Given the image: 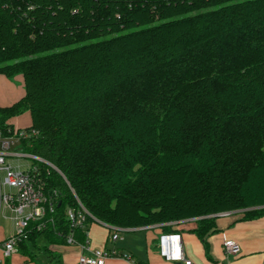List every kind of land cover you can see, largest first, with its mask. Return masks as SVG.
I'll use <instances>...</instances> for the list:
<instances>
[{
  "label": "trees",
  "instance_id": "1",
  "mask_svg": "<svg viewBox=\"0 0 264 264\" xmlns=\"http://www.w3.org/2000/svg\"><path fill=\"white\" fill-rule=\"evenodd\" d=\"M0 75L25 91L0 131L30 113L24 150L61 172L30 258L85 242L78 202L88 225L195 220L203 241L220 214L264 216V0H0Z\"/></svg>",
  "mask_w": 264,
  "mask_h": 264
},
{
  "label": "built area",
  "instance_id": "2",
  "mask_svg": "<svg viewBox=\"0 0 264 264\" xmlns=\"http://www.w3.org/2000/svg\"><path fill=\"white\" fill-rule=\"evenodd\" d=\"M39 132L34 129H15L10 136H4L0 131V223L6 218V212L12 213L16 230L5 240H0V264L20 250L23 242H28L33 231H44L53 222L52 215L59 206L60 193L47 188L44 172L50 174V169L61 172L48 161L27 153L23 143L38 137ZM12 159V160H11ZM33 160L25 165L14 164V160ZM42 165L46 168H42ZM79 209L68 208L66 214L73 229L81 228L85 231L86 240L81 243L76 240L74 233L67 238V246L80 248L77 264H105L111 257H124L118 251L92 249L87 230L88 218H95L82 206ZM229 215V214H224ZM195 221V220H194ZM111 237L113 242L119 239L120 228L114 229ZM160 256L167 262L192 264L184 251L183 236L179 232L162 233L158 241ZM224 252L227 256L236 257L242 253L239 243L226 240Z\"/></svg>",
  "mask_w": 264,
  "mask_h": 264
},
{
  "label": "crops",
  "instance_id": "3",
  "mask_svg": "<svg viewBox=\"0 0 264 264\" xmlns=\"http://www.w3.org/2000/svg\"><path fill=\"white\" fill-rule=\"evenodd\" d=\"M7 81L10 85L12 84L10 80L7 79ZM24 94L23 88V94L17 100L8 103L0 102V106H11L19 101ZM25 114L29 115V125L24 126L28 128L32 124L31 115L30 113ZM22 116L12 119L11 123L15 125V119L17 121ZM16 125L18 124L16 123ZM18 127V129H25L22 128V125H18ZM245 213L246 211L240 210L224 213L229 215H218L215 220L216 232L207 239L205 238L204 241L193 232L197 227L194 220L173 223L171 228L182 234L185 255L192 264H264V216L246 220ZM5 214L8 217L7 212ZM103 225L107 230L95 227V225H91L90 231L88 230L91 248L116 250L120 254L129 256V259L111 257L106 260L105 264H183L167 262L160 256L159 237L162 233H166L161 225L137 229L120 228L119 239L115 242L111 240V237L117 227ZM13 226V233L7 235L0 223V240H5L15 233L16 226L15 224ZM226 240L239 243L242 253L236 257L227 256L224 252ZM28 247L33 253V258L19 250L18 253L4 259V264H48V259L38 249L31 245ZM52 249L60 256L61 264H77L78 256L81 253L80 248L76 246H52Z\"/></svg>",
  "mask_w": 264,
  "mask_h": 264
},
{
  "label": "rangeland",
  "instance_id": "4",
  "mask_svg": "<svg viewBox=\"0 0 264 264\" xmlns=\"http://www.w3.org/2000/svg\"><path fill=\"white\" fill-rule=\"evenodd\" d=\"M10 85L7 81L6 77L4 75H0V102L8 103L17 100L22 94H23V85L20 80H17L16 82H11ZM22 116V115H21ZM22 125V128H25L24 126L29 125V115L25 114L22 117H20L17 121L15 119L14 126L16 129H18V125ZM12 160V159H11ZM29 162H34L33 160H27V159H21L20 161L14 160V164H22L25 165ZM8 217L3 218L1 220V228L7 232V235L13 233L14 230V224L15 222L12 220L13 215L9 212H7ZM91 225H95V227H100L101 229H106V227L99 222H94L88 225V230L90 231ZM61 264V262H60Z\"/></svg>",
  "mask_w": 264,
  "mask_h": 264
},
{
  "label": "water",
  "instance_id": "5",
  "mask_svg": "<svg viewBox=\"0 0 264 264\" xmlns=\"http://www.w3.org/2000/svg\"><path fill=\"white\" fill-rule=\"evenodd\" d=\"M260 208H263V207H259L258 209H260ZM96 221V220H95ZM97 222H99L98 220H97ZM100 223V222H99ZM103 224V223H102Z\"/></svg>",
  "mask_w": 264,
  "mask_h": 264
}]
</instances>
